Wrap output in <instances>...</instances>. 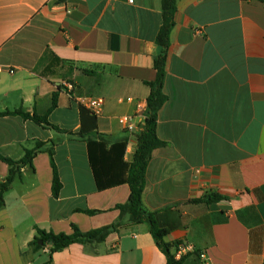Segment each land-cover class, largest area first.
<instances>
[{
  "label": "crops",
  "instance_id": "1",
  "mask_svg": "<svg viewBox=\"0 0 264 264\" xmlns=\"http://www.w3.org/2000/svg\"><path fill=\"white\" fill-rule=\"evenodd\" d=\"M162 24L161 0H0V159L18 162L45 144L5 194L0 264H167L148 223L54 254L50 243L31 246L38 229L72 235L74 227L88 233L119 220L116 206L128 202L130 188L98 190L80 135V99H103L97 134L128 139L130 163ZM163 93L157 135L165 146L152 154L143 209L168 231L166 243L192 244L210 264H264V4L178 0ZM19 110L47 115L60 131L6 114ZM125 116L135 117L136 132L121 124ZM9 171L0 160V185ZM213 195L222 199L197 202ZM184 264L200 261L190 255Z\"/></svg>",
  "mask_w": 264,
  "mask_h": 264
},
{
  "label": "trees",
  "instance_id": "2",
  "mask_svg": "<svg viewBox=\"0 0 264 264\" xmlns=\"http://www.w3.org/2000/svg\"><path fill=\"white\" fill-rule=\"evenodd\" d=\"M177 1L178 0H161L163 24L156 38V45L160 49L159 54L154 60L156 79L152 83H147L150 88V95L147 101L148 106L146 119L142 129L135 133L137 148L130 163L125 161V154L129 142L128 139L113 142L103 135H98L97 116L93 115L85 107L81 106L80 109L82 122L80 135L82 137L87 136L86 141L88 145L89 160L98 190L104 191L123 184L128 185L130 188L128 202L116 206V209L120 211L119 220L111 226L93 230L88 233H81L76 227H74L72 235H54L38 229L37 231L39 237L32 242V247L37 249L41 248L39 245L40 241L44 244L52 243L51 253L54 254L74 244L103 243L112 232L118 231L126 223H148L156 245L167 258V264H184V259L181 261L175 260L174 253L172 252V250L180 243H166L165 237L168 231L161 228L155 218V215L146 212L142 205V197L146 184V173L152 154L155 150L165 146V143L162 142L157 135V119L160 109L167 101V97L163 93V86L166 74L167 56L170 47V37L175 26ZM259 1L264 4V0ZM57 2L62 3L65 2V0H57ZM55 106L56 100H54L52 108ZM6 114H17L22 116L24 119L34 121L40 126L60 131L58 127L48 122L47 115L31 116L22 110ZM90 135L94 136L92 137ZM43 150H45V144L37 143L35 148L27 150L24 158L18 162H14L6 158L0 159L10 167L9 175L0 185V210L5 204V194L10 189L12 183L17 178L21 177L22 169L25 167H32L34 158ZM47 152L50 154L54 168L53 196L58 197L61 190V184L53 161L54 151L50 148ZM221 199L222 197L213 195L207 196L203 200H199L197 202L210 204L220 201ZM85 213L89 215H96L99 212L85 211Z\"/></svg>",
  "mask_w": 264,
  "mask_h": 264
},
{
  "label": "built area",
  "instance_id": "3",
  "mask_svg": "<svg viewBox=\"0 0 264 264\" xmlns=\"http://www.w3.org/2000/svg\"><path fill=\"white\" fill-rule=\"evenodd\" d=\"M131 3H133V0H130ZM65 89L70 95H73L75 86L73 83H65L64 84ZM131 100V99H129ZM80 103L88 109L93 115L99 116L102 112L104 101L103 99L99 98H88V99H80ZM139 108L142 109L143 107L139 105ZM121 124L125 127V129L129 132H136L138 129L137 123H135V117L131 116H125L122 117L120 120ZM194 255L196 256L200 264H210L209 257L207 255V252L204 250L197 249L192 244L187 243H180L176 248L174 252V258L177 261L183 260L185 257Z\"/></svg>",
  "mask_w": 264,
  "mask_h": 264
},
{
  "label": "water",
  "instance_id": "4",
  "mask_svg": "<svg viewBox=\"0 0 264 264\" xmlns=\"http://www.w3.org/2000/svg\"><path fill=\"white\" fill-rule=\"evenodd\" d=\"M39 244H40V245H42V244H43V242H42V241H40V242H39ZM50 244L52 245V243H50Z\"/></svg>",
  "mask_w": 264,
  "mask_h": 264
}]
</instances>
